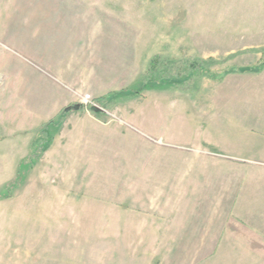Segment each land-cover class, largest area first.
Masks as SVG:
<instances>
[{
    "label": "rangeland",
    "instance_id": "1",
    "mask_svg": "<svg viewBox=\"0 0 264 264\" xmlns=\"http://www.w3.org/2000/svg\"><path fill=\"white\" fill-rule=\"evenodd\" d=\"M43 28L50 44L32 39ZM113 28L129 49L125 88L104 105L85 95L96 111L77 103L51 121L34 115L29 66L59 77L88 45L77 37ZM253 46L264 56V0H0V264H151L155 243L139 241L154 216L146 209L167 208L178 195L136 191L130 180L190 169L154 161L141 132L150 142H179L181 153L234 149L246 131L237 92L264 89L236 74L237 49ZM140 153L139 165L132 159ZM198 172L178 197L183 216L205 215Z\"/></svg>",
    "mask_w": 264,
    "mask_h": 264
},
{
    "label": "crops",
    "instance_id": "2",
    "mask_svg": "<svg viewBox=\"0 0 264 264\" xmlns=\"http://www.w3.org/2000/svg\"><path fill=\"white\" fill-rule=\"evenodd\" d=\"M45 30L43 28L42 33L32 39L50 44L52 32ZM115 32L113 28L92 32L81 39L77 37V41L87 40L88 45L82 50L75 49L74 61L69 62L59 77L53 76V68L46 70L40 63L33 62V67L29 66L28 83L33 81L28 84V99L34 115L40 116L39 119L47 116V121H51L67 106L88 105L85 95L96 102L125 88L123 80L130 63L129 49L126 38L121 41V36L117 37ZM57 40L63 42V38ZM94 47L96 51L92 55ZM261 48L241 47L235 53L237 65H241L236 74L243 79L249 77L251 87L264 84V56L255 51ZM249 54L251 63L247 58L244 61ZM254 88L237 92L236 97L242 98L244 107L238 113L239 121L242 120V123L238 121L242 124L239 128L246 131L243 138L235 141L232 150L181 153L177 148L179 142H166L161 138L150 142L146 138L150 135L140 129L143 139H138L139 145L153 147L154 161L181 160L192 170L179 176L139 175L138 180H130L131 187H138L136 191L178 195L176 202L167 208L157 204L155 209H146L154 216H148L142 224L150 232L141 233L139 241L155 243V248L148 251L149 257L155 259L151 264H264V89ZM80 113L73 116L81 119ZM86 119L92 124L99 122V118L90 115ZM145 157L140 153L133 156L132 161L140 165ZM195 170H199V178L202 174L204 179L205 215L192 218L182 215L177 200L182 192L192 189V185H187Z\"/></svg>",
    "mask_w": 264,
    "mask_h": 264
},
{
    "label": "trees",
    "instance_id": "3",
    "mask_svg": "<svg viewBox=\"0 0 264 264\" xmlns=\"http://www.w3.org/2000/svg\"><path fill=\"white\" fill-rule=\"evenodd\" d=\"M162 58V56H156L155 58H153V61L151 62V66H150V71H154L155 70V67H157V65L159 64V60ZM195 68H198V69H200V67L198 66L197 67V65L195 64V65H193ZM153 73V72H152ZM211 79L212 78H214V76H212V75H210L209 76ZM138 94V93H137ZM111 95H109V96H107V97H103V98H101V99H98V100H96V102L98 103V104H101V105H104L105 103H106V101H107V98H109ZM78 108L80 109V110H85V108L87 109V110H89V111H96L95 110V108L93 107V106H90V105H86V106H84V105H79L78 106ZM72 109H73V107H70L68 110H66V111H63L64 113H65V115H67L68 113H70L71 111H72ZM74 110V109H73ZM64 118V117H63ZM62 118V119H63ZM20 178V175L18 174L17 175V179H16V181H17V183H15L14 185H17L19 182V179ZM9 194L12 192V188L10 187L9 189ZM5 198V196L4 195H2V194H0V200L1 199H4Z\"/></svg>",
    "mask_w": 264,
    "mask_h": 264
}]
</instances>
